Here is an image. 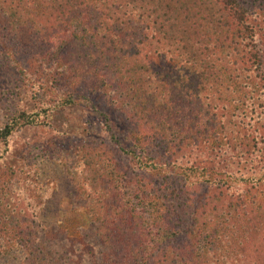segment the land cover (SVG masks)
Masks as SVG:
<instances>
[{
    "label": "trees",
    "instance_id": "16d2710c",
    "mask_svg": "<svg viewBox=\"0 0 264 264\" xmlns=\"http://www.w3.org/2000/svg\"><path fill=\"white\" fill-rule=\"evenodd\" d=\"M262 36L264 0H0L5 56L45 115L103 117L70 153L25 145L30 167L63 162L93 231L37 226L23 264H264ZM40 119L18 112L2 138Z\"/></svg>",
    "mask_w": 264,
    "mask_h": 264
},
{
    "label": "rangeland",
    "instance_id": "374dc122",
    "mask_svg": "<svg viewBox=\"0 0 264 264\" xmlns=\"http://www.w3.org/2000/svg\"><path fill=\"white\" fill-rule=\"evenodd\" d=\"M12 44L11 37L0 39V224L5 227V232H16L17 228L21 233L13 241L6 239V244L0 235V264L24 263L30 251L28 239L39 243L44 241L42 233L35 228L37 226L40 229L58 226L72 237H80L84 231L93 229L91 215L84 209H74L70 201L71 186L64 177L63 162L44 159L37 167H30L25 145L54 141L61 150L70 153L90 137L91 134L87 133L89 122L96 124L97 120L100 123L103 118L93 119L91 110L80 106L56 109L47 117L43 110L50 106L48 92L33 87L15 63L5 56ZM259 46L263 54L264 39ZM22 58L17 56L19 61ZM25 67L28 75H37L34 66L30 70ZM100 103L105 105L103 99ZM21 111H37L40 121L49 119V126H27L6 139L2 138V130ZM103 136L106 137L107 133ZM90 140L93 144V138ZM53 240L58 237L55 235ZM38 250L41 251L42 247Z\"/></svg>",
    "mask_w": 264,
    "mask_h": 264
}]
</instances>
